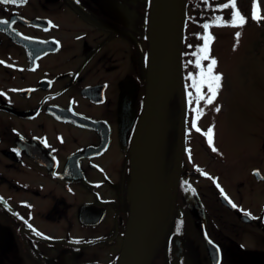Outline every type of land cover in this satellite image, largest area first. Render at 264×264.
Wrapping results in <instances>:
<instances>
[{
    "label": "flooded vegetation",
    "instance_id": "af4514ba",
    "mask_svg": "<svg viewBox=\"0 0 264 264\" xmlns=\"http://www.w3.org/2000/svg\"><path fill=\"white\" fill-rule=\"evenodd\" d=\"M133 2L0 4V21L9 22L0 23V264H120L151 50L147 21L127 16ZM131 109L128 124L122 111ZM259 120L247 147L220 153L208 145L223 167L234 151L228 172L182 153L191 187L173 203L171 231L158 233L149 264H264ZM245 188L251 196L239 199Z\"/></svg>",
    "mask_w": 264,
    "mask_h": 264
},
{
    "label": "rangeland",
    "instance_id": "374dc122",
    "mask_svg": "<svg viewBox=\"0 0 264 264\" xmlns=\"http://www.w3.org/2000/svg\"><path fill=\"white\" fill-rule=\"evenodd\" d=\"M133 1L135 2L132 3L130 12L127 15L129 21H136L137 23L150 21L151 13L148 6L151 5L152 7V0ZM195 1L186 0L187 9L185 16L187 21L185 19V28L183 30L186 36H184L185 58L187 55H191L193 50L195 52L198 51L204 44V40L200 42L199 38L200 34L205 35V29L202 25L204 19L201 18L202 9L195 5ZM208 1L226 4L229 0ZM256 3L258 5L257 14L259 19L252 18L254 0H236L235 8L229 3L228 8L222 9V13L226 18L225 21H230L234 11L239 10L247 18V23L242 27H219L213 25L207 30L211 34L215 33V39L210 43L209 56L217 60L214 72L221 74L222 80L219 93L213 104L209 105L205 100L199 102V108L202 110L199 117H197V113L194 111L197 108L196 100L194 99L190 104L192 111L189 119V131L191 132L189 152L192 154L189 156L193 158L195 165L201 166V168L207 167L217 172L219 170H226L228 172L233 167L232 164L236 162L233 150L241 145L239 139L242 134L244 135L242 145L246 144L245 136L250 135L253 128L252 120L254 119V110H257L258 102L264 97V0H256ZM237 32H240L238 39L236 37ZM186 62V66L192 65V71L196 75L197 80H199L201 69L193 61L191 63ZM209 63L210 59L201 61L203 68H206ZM148 65H150V62H148ZM203 87L207 88L206 85ZM173 103L176 106V102H171V109L175 108L173 107ZM139 106L138 110L140 111L142 105ZM216 107H220L221 110L219 112L215 111ZM172 115L173 110L171 112L169 110L167 123L168 135L163 142L161 154L165 174H168L171 167L176 164L174 158V147L176 143L173 133L170 134L173 129ZM259 121L257 128L260 131L263 130L264 133V118H261ZM194 124L201 131L197 132L193 126ZM210 127L213 128V143L211 144V148L214 147L220 153L226 151L229 147L233 149V155L228 152L229 154L225 157V167H223V163L219 158L213 156L211 148L208 146L210 144L208 143L207 131ZM189 156L186 154L187 159H189ZM239 164L241 165L240 162ZM243 170L242 161V168L239 169V173ZM218 173L220 174V172ZM222 177L224 176L221 175ZM225 181L233 184V186L238 185L233 179H227ZM209 183V180L205 181L206 185ZM239 189L235 192L239 199L247 195L251 196L250 190L246 188L244 190ZM248 200H251V198H248ZM172 205L173 199L169 201L166 209L167 212L162 221L159 233L160 238H163L165 234L167 235L171 231L173 214L170 210L172 211Z\"/></svg>",
    "mask_w": 264,
    "mask_h": 264
},
{
    "label": "water",
    "instance_id": "95a60500",
    "mask_svg": "<svg viewBox=\"0 0 264 264\" xmlns=\"http://www.w3.org/2000/svg\"><path fill=\"white\" fill-rule=\"evenodd\" d=\"M156 13L160 14V28L153 63H150L148 72L147 98L132 144L131 213L121 258L127 264H148L154 246L150 180L153 133L155 130H165V135L167 133L169 100L175 87H178L181 95L178 125L181 145L184 140L187 103L182 80L181 48L185 0H159L158 5L152 0L151 16ZM122 115L128 118L130 124L134 112L131 109V112L127 110L124 113L123 110ZM164 139L165 136L162 146ZM182 148L176 161L177 166Z\"/></svg>",
    "mask_w": 264,
    "mask_h": 264
},
{
    "label": "bare ground",
    "instance_id": "6f19581e",
    "mask_svg": "<svg viewBox=\"0 0 264 264\" xmlns=\"http://www.w3.org/2000/svg\"><path fill=\"white\" fill-rule=\"evenodd\" d=\"M155 3L158 5L159 0H155ZM159 28H160V14L156 13L153 14V16H151V20H150V37H151L150 39L152 42V55L150 60L151 64L153 63L154 50L157 42ZM147 82H146L145 99L147 98ZM185 97L187 102L190 96L185 93ZM169 102L181 103V95H180V91L178 90V87H175V90L173 91ZM170 110H173L172 119L175 122L176 117L174 115V109H170ZM259 117L262 119L264 118V97L261 99V101L258 102L257 110H254V119L252 120V124H255ZM164 136H165V130L154 131L153 133L154 147L152 149L153 153L151 155V163H150L151 212H152V221H153V236L155 241L157 240L158 232H160L159 230L161 229L162 221L164 220L165 214L167 212L166 209L168 207L169 201L171 199L184 200L188 196L187 193L189 191V188L191 187L189 183L185 180V175L182 174L181 172V166L179 165L177 166L175 164L171 167V170L168 174L164 173L162 159H161L162 141ZM243 137L244 135L242 134V136L239 139V142L241 144L243 143L242 142ZM245 138H246L245 145L247 147V145L250 142V137L246 135ZM127 229H128V225H127ZM125 239H126V235H125ZM124 244H125V240H124ZM122 254H121V258H122ZM149 263H150V257L148 260V264ZM120 264H127V263H125L121 259Z\"/></svg>",
    "mask_w": 264,
    "mask_h": 264
},
{
    "label": "snow or ice",
    "instance_id": "6c2138e0",
    "mask_svg": "<svg viewBox=\"0 0 264 264\" xmlns=\"http://www.w3.org/2000/svg\"><path fill=\"white\" fill-rule=\"evenodd\" d=\"M27 3V0H0V4H25ZM236 0H231V6L235 8ZM229 7V4H223L220 6L221 9H226ZM258 5L256 3V0H254V8H253V19H259L258 17ZM0 23L8 24V21H0ZM245 23H247V18L244 17L239 10L234 11L232 19L230 21H224L222 17H214L212 21V25L209 23H205L203 25V28L205 29V35L200 37L204 40V44L201 48L198 49L197 52H193L192 55L197 57L196 60V66L201 69L199 73V80H197L195 77L190 75V79L193 80V83L191 87H193L196 91V104L197 108L194 109V111L197 113V117L201 114V109L199 108V102L201 100H205L207 104L211 105L214 103L218 93L219 89L221 87V80L222 75L215 73L214 68L217 64V60L214 57L209 56L210 52V43L215 39V37L208 32L207 30L210 28V26H231V27H242ZM237 39L240 37V32L236 33ZM210 59V63L207 65L206 68H203L201 65L202 60H208ZM3 63V62H0ZM191 63V62H190ZM207 86V94L202 93V87ZM188 95L191 97L192 93H188ZM189 103L191 104V100H189ZM221 109L220 107H216L215 111L219 112ZM196 128V131L199 132L201 129L196 126V124L193 125ZM207 137H208V143L211 145L213 143V128L210 127L207 131ZM213 151H216V149L213 147ZM194 191V190H193ZM221 191H223L221 189ZM2 199V198H0ZM233 207H236L235 204H232ZM31 227V226H29ZM180 231V227H177V232ZM40 235V233H37Z\"/></svg>",
    "mask_w": 264,
    "mask_h": 264
},
{
    "label": "trees",
    "instance_id": "16d2710c",
    "mask_svg": "<svg viewBox=\"0 0 264 264\" xmlns=\"http://www.w3.org/2000/svg\"><path fill=\"white\" fill-rule=\"evenodd\" d=\"M230 1V0H229ZM229 1H227V4H229V3H231V2H229ZM195 5L197 6V7H199L200 9H202L201 11V13H202V19H204V21H202V25H204L205 23H209L210 25H212V21H213V18L214 17H222L223 18V20L225 21L226 20V18H225V16H224V14L222 13V9L220 8V6L221 5H223V3L222 4H220V3H215V2H211V1H208L207 2V0H196L195 1ZM149 7V6H148ZM147 7V8H148ZM187 9V8H186ZM186 21H187V19H186ZM204 34H200V37H202ZM185 36V35H184ZM186 37V36H185ZM199 37V36H198ZM199 37V38H200ZM203 41V39H201L200 38V42H202ZM185 42V38H184V41H183V43ZM186 50H185V43H184V45H183V51H182V56H183V61H184V67H185V70L186 71H192V65L190 64V66L188 65V66H186L185 64L187 63L186 61H188L189 63L190 62H196V60H197V57L196 56H193L192 55V53L193 52H195L194 50L191 52V55H187V57L185 58V55H186V52H185ZM197 52V51H196ZM187 67V68H186ZM178 104H179V102H176V106H174L175 108H173L174 109V115H175V117L177 118V116H178V112H177V110H178ZM177 107V108H176ZM175 130H176V125H175V127L171 130V132H170V134H172L173 133V135H175Z\"/></svg>",
    "mask_w": 264,
    "mask_h": 264
}]
</instances>
